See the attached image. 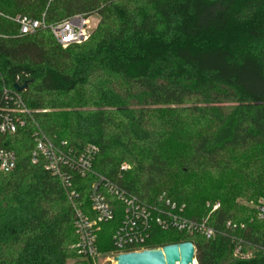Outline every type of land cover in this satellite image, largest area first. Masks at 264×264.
I'll return each mask as SVG.
<instances>
[{
  "label": "trees",
  "instance_id": "1",
  "mask_svg": "<svg viewBox=\"0 0 264 264\" xmlns=\"http://www.w3.org/2000/svg\"><path fill=\"white\" fill-rule=\"evenodd\" d=\"M78 15L99 22L68 47L48 30L20 37L12 20ZM0 78L28 84L35 121L6 146L17 167L0 171V264H96L77 247L70 194L93 218L101 178L215 232L154 227L147 249L191 242L197 264H264V0H0ZM40 132L78 154L96 146L93 173L65 188L33 163ZM100 191L116 210L97 232L106 256L125 207Z\"/></svg>",
  "mask_w": 264,
  "mask_h": 264
},
{
  "label": "built area",
  "instance_id": "2",
  "mask_svg": "<svg viewBox=\"0 0 264 264\" xmlns=\"http://www.w3.org/2000/svg\"><path fill=\"white\" fill-rule=\"evenodd\" d=\"M19 26V36H29L40 31L48 30L62 47L72 44H81L88 40L97 28L98 22L94 17L74 16L61 24L48 25L45 18L35 20L29 17L17 16L12 19ZM16 86H23L17 84ZM22 92L15 88L10 89L0 78V171L11 172L17 167V156L6 146L9 138L21 130L28 129L34 124L33 112L27 107ZM36 147L32 154L33 163L40 160L45 162V170L60 179L65 188L71 185V175L86 177L93 173V163L98 154L96 146H89L85 152L78 154L65 144L56 145L43 133L34 134ZM129 167L122 166L126 171ZM104 182V184H102ZM104 187L117 197L125 207V216L122 224L114 235L113 253L103 256L97 247V232L104 223L114 221L115 208L108 202L102 191ZM75 193L70 194L75 209V225L80 237L77 247L80 252L95 261L104 258L109 264H117L115 257L122 254L143 252L154 227L162 230H175L189 235L203 234L207 238L214 236L215 232L207 226L206 221H196L185 217V207L178 206L170 200L160 197L161 206L150 207L140 202L135 196L109 181L101 178V183L95 184L90 196L94 217L86 215L75 204ZM220 209V204L214 205L212 211ZM263 212L264 209L260 208Z\"/></svg>",
  "mask_w": 264,
  "mask_h": 264
},
{
  "label": "water",
  "instance_id": "3",
  "mask_svg": "<svg viewBox=\"0 0 264 264\" xmlns=\"http://www.w3.org/2000/svg\"><path fill=\"white\" fill-rule=\"evenodd\" d=\"M27 88L28 84L15 86L19 92ZM115 261L117 264H197L196 248L191 242L169 245L162 249L122 254L116 256Z\"/></svg>",
  "mask_w": 264,
  "mask_h": 264
},
{
  "label": "rangeland",
  "instance_id": "4",
  "mask_svg": "<svg viewBox=\"0 0 264 264\" xmlns=\"http://www.w3.org/2000/svg\"><path fill=\"white\" fill-rule=\"evenodd\" d=\"M94 18H95V22H99V17L96 16ZM96 264H109V263L106 262L104 258H101V259L96 261Z\"/></svg>",
  "mask_w": 264,
  "mask_h": 264
}]
</instances>
